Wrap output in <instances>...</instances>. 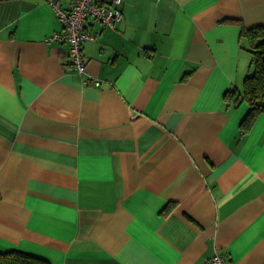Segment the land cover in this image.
I'll return each mask as SVG.
<instances>
[{"label": "crops", "instance_id": "1", "mask_svg": "<svg viewBox=\"0 0 264 264\" xmlns=\"http://www.w3.org/2000/svg\"><path fill=\"white\" fill-rule=\"evenodd\" d=\"M68 65L41 0H0V250L49 264H264V115L242 36L264 0H123ZM95 78L101 86L86 84Z\"/></svg>", "mask_w": 264, "mask_h": 264}, {"label": "trees", "instance_id": "2", "mask_svg": "<svg viewBox=\"0 0 264 264\" xmlns=\"http://www.w3.org/2000/svg\"><path fill=\"white\" fill-rule=\"evenodd\" d=\"M110 4V3H108ZM123 0L120 5L117 6H105L106 9H115L120 12L121 19L114 22L113 27H108L95 18H87L83 23V27L89 33H91L95 40L98 36L91 30L92 24H99L104 28L113 29L117 23L123 19ZM57 20V19H56ZM58 22V21H57ZM59 23V22H58ZM60 25V23H59ZM61 27V25H60ZM247 47L246 50L249 53L250 61L248 71L243 79L242 91L239 92L236 89L230 90L225 94V100L228 104L234 108L239 103L245 101L248 104V112L240 124V130L242 134L248 133L253 127L256 119L260 115H264V23L250 29L243 31ZM90 41V42H94ZM87 42V41H86ZM83 53V48H82ZM84 56V55H83ZM85 58V57H84ZM0 264H49L46 260L33 256L27 253H23L13 249L0 250Z\"/></svg>", "mask_w": 264, "mask_h": 264}, {"label": "built area", "instance_id": "3", "mask_svg": "<svg viewBox=\"0 0 264 264\" xmlns=\"http://www.w3.org/2000/svg\"><path fill=\"white\" fill-rule=\"evenodd\" d=\"M53 10L57 21L61 25L58 32L53 33L48 42L66 44V57L75 73L80 77L86 76V60L82 53L86 41H94L95 37L87 32L83 23L87 18H95L101 24L113 27L114 22L121 19L120 12L115 9H106L105 6L120 5L121 0H41ZM110 3V4H108ZM86 84L101 86L95 78L87 77ZM204 264H225L223 258L214 256Z\"/></svg>", "mask_w": 264, "mask_h": 264}]
</instances>
